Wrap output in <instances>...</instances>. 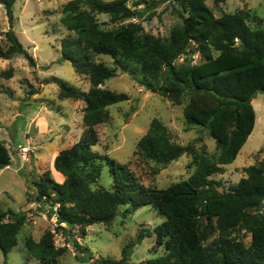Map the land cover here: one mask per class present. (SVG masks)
Wrapping results in <instances>:
<instances>
[{"label": "trees", "instance_id": "trees-1", "mask_svg": "<svg viewBox=\"0 0 264 264\" xmlns=\"http://www.w3.org/2000/svg\"><path fill=\"white\" fill-rule=\"evenodd\" d=\"M16 1L0 0L10 22ZM127 1L69 0L63 8L62 23L78 36L73 42H62L63 57L76 70L89 72L91 87L86 92L66 80H55L65 97L86 101L85 129L77 142L54 158V167L64 180L57 181L52 171L46 170L33 182L38 199L50 203L58 223L68 227L110 223L120 213L147 205L166 217L152 230L140 229L136 240L123 247L121 259L103 257L98 264H127L134 246L153 235L165 252L137 264H264V158L245 167L246 176L229 190H222V182L213 177L236 160L255 127L252 101L264 93V29L250 25L248 12L217 17L208 0H172L177 2L183 22L168 37L150 34L136 21L104 28L96 13L108 14L113 23L134 19L146 10L151 18L155 8L167 0L146 2L144 11L131 8ZM6 35L9 45L0 46V58L21 54L33 61L12 28ZM78 42L85 50L110 55L118 67H125L124 60L138 63L147 79L144 84L163 96L175 101L187 96L185 124L210 131L220 147L217 159L207 154L196 156V169L189 178L156 188L141 183L128 165L95 150L93 146L99 142L96 127L104 121L107 107L129 96L103 86L117 74L116 69L93 61L87 53L80 60L73 53ZM196 52L205 59L194 62ZM181 56L183 61H179ZM3 74L12 76L11 71ZM188 149L191 147L173 142L167 127L154 119L139 140L137 152L167 165ZM7 165L11 160L0 142V168ZM105 165L113 178L112 187H94ZM26 217L23 210H0V249L5 258L18 244ZM61 229L66 232L67 228ZM75 245L82 253L90 251L77 241ZM25 246L42 264H58L56 260L64 251L55 244L52 230L40 240L28 237Z\"/></svg>", "mask_w": 264, "mask_h": 264}, {"label": "rangeland", "instance_id": "rangeland-1", "mask_svg": "<svg viewBox=\"0 0 264 264\" xmlns=\"http://www.w3.org/2000/svg\"><path fill=\"white\" fill-rule=\"evenodd\" d=\"M69 0H17L14 5V20L10 22L5 7L0 3V46L8 47L6 32L13 29L24 47L33 56V61L24 55L11 59L0 58V142L8 152L11 165L0 168V210L26 211V222L18 234V244L5 258L0 249V264H42L25 246L28 237L40 240L52 230L55 244L64 248L58 264H98L103 257L121 259L123 247L136 240L139 230H152L166 217L151 205L143 206L127 214H118L110 223H95L90 226L68 227L58 223L50 203L39 200L33 184L46 170L53 171L54 158L63 149L77 142L84 129L85 100L65 97L56 79L68 81L81 91L88 92L91 83L89 72L76 70L70 60L63 57L62 42H73L78 36L66 27L61 19L63 8ZM152 0H128L127 4L137 10H146ZM215 15L248 12L252 27L264 29V0H223L216 4L207 1ZM155 15L148 10L134 19L119 23L110 22L105 13H96V18L106 29L120 27L130 21L139 22L144 30L159 37L170 36L174 27L183 19L177 2L167 0L155 8ZM255 17L260 20L256 21ZM72 52V49L67 48ZM73 53L83 59L87 53L93 61L116 69L117 74L107 79L104 87L128 94V99L107 107L104 121L97 125L99 142L93 148L128 165L145 186L166 188L189 178L196 169V156L207 154L217 159L220 147L210 131L200 125L185 124L183 108L188 100L179 101L166 97L144 84L147 80L141 66L124 60L125 67H118L110 55L85 50L78 42ZM194 62L205 57L200 52L192 56ZM179 61H182L179 59ZM11 71L12 76H4ZM31 90H38L31 94ZM256 112L255 127L242 147L236 160L224 166V172L213 177L222 182V190L246 176L245 167L264 158V93L253 99ZM154 119H159L168 129L173 142L190 146L183 155L167 165L159 164L137 152L138 142L147 133ZM29 147L24 160L19 144ZM62 178V174L56 171ZM55 177V176H54ZM113 178L107 165L104 166L99 183L94 186L111 188ZM126 206L121 207L124 212ZM67 228L64 232L61 227ZM249 239V238H247ZM90 251L82 253L75 242ZM165 252L156 245L155 236H147L137 243L127 264H137Z\"/></svg>", "mask_w": 264, "mask_h": 264}, {"label": "built area", "instance_id": "built-area-1", "mask_svg": "<svg viewBox=\"0 0 264 264\" xmlns=\"http://www.w3.org/2000/svg\"><path fill=\"white\" fill-rule=\"evenodd\" d=\"M180 59L183 61V59H184V56H181L180 57ZM19 150H20V152H21V156H22V158L24 159V160H26L27 159V153L29 152V147H27L26 145H25V143H21V144H19Z\"/></svg>", "mask_w": 264, "mask_h": 264}, {"label": "crops", "instance_id": "crops-1", "mask_svg": "<svg viewBox=\"0 0 264 264\" xmlns=\"http://www.w3.org/2000/svg\"><path fill=\"white\" fill-rule=\"evenodd\" d=\"M57 170L55 169V168H53V171H52V174H53V176H55V179L57 180V181H60V182H62L63 180H64V175L62 174V178H61V176L56 172ZM59 172V171H58Z\"/></svg>", "mask_w": 264, "mask_h": 264}]
</instances>
